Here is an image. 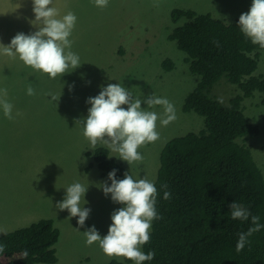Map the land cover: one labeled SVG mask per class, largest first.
I'll return each instance as SVG.
<instances>
[{"label":"rangeland","instance_id":"obj_1","mask_svg":"<svg viewBox=\"0 0 264 264\" xmlns=\"http://www.w3.org/2000/svg\"><path fill=\"white\" fill-rule=\"evenodd\" d=\"M251 5L252 0H109L106 8H99L94 0H53L50 6L58 10V18L69 11L77 16L69 39L81 66L70 68L69 72H73L61 79L49 78L26 66L18 56H7L0 48V89H7L6 99L13 105L15 117L7 119L0 106V160L5 159L0 161L4 163L0 166V235L39 220H50L59 232L54 245L56 264L125 262L124 257L106 256L98 242L87 245L82 234L95 226L103 238L112 224V213L124 207L114 203L111 195L105 196L100 186L106 180L91 156H86L94 149L77 121L88 116L91 105L87 100L97 96L101 86L120 83L134 98L146 99L154 94L174 104L177 118L167 126L158 119L160 139L138 149L142 162L129 165L107 145L97 144L107 148L110 157L134 179L154 182L163 147L174 138L197 134L205 128L201 116L182 111L200 77L189 71L187 55L167 38L177 26L172 22V11L191 10L232 24ZM34 20L32 0H0V44L9 45L17 33L37 31L39 25L33 24ZM168 59L172 67L166 71L162 62ZM255 75L264 77V51L260 52ZM29 83L36 90L34 96L26 94ZM238 93L222 78L209 95L226 105ZM141 107L166 118L163 106L147 108L142 103ZM241 108L249 124L261 125L264 106L260 95L248 97ZM238 142L250 150L264 178V135ZM76 182L88 187L84 207L90 213L84 227L78 225V217L70 218L67 210L57 207L64 200L66 189ZM11 194H15L14 199L9 197Z\"/></svg>","mask_w":264,"mask_h":264},{"label":"trees","instance_id":"obj_2","mask_svg":"<svg viewBox=\"0 0 264 264\" xmlns=\"http://www.w3.org/2000/svg\"><path fill=\"white\" fill-rule=\"evenodd\" d=\"M171 19L177 26L167 38L187 55L189 71L200 77L182 111L201 116L205 128L174 138L160 153L154 184L162 218L152 222L150 242L142 246L145 254L155 253L154 259L143 264H264V228L248 237L250 243L238 252V234L253 225L251 217L233 220L229 208L234 201L240 203L264 224L263 174L250 150L238 142L264 135V116L261 125H251L241 108L255 94L264 106V77L255 75L264 48L243 35L239 19L226 24L209 14L182 9L173 10ZM162 67L169 70L172 61H163ZM222 78L239 92L226 105L209 95ZM88 155L108 186L113 169L117 180L130 174L107 148L96 146ZM165 191L171 193L170 199H164ZM58 237L50 220L1 234L2 264H56ZM124 261L106 264L131 262Z\"/></svg>","mask_w":264,"mask_h":264},{"label":"clouds","instance_id":"obj_3","mask_svg":"<svg viewBox=\"0 0 264 264\" xmlns=\"http://www.w3.org/2000/svg\"><path fill=\"white\" fill-rule=\"evenodd\" d=\"M32 4L35 15L32 23L39 25L38 30L27 35L17 33L9 45L0 44V48L7 56H18L26 66L47 74L49 78L61 79L63 75L73 72H69L70 68L75 70L81 66L79 55L71 51L73 42L69 39L77 16L69 11L62 18H58V10L50 6L53 0H32ZM94 4L99 8H106L109 0H94ZM239 27L252 44L264 48V0H252L250 10L240 15ZM26 94L36 95L31 83ZM6 97L7 89H0V106L3 107L5 117L13 120V105ZM52 100L56 101V97L53 96ZM87 103L91 107L86 120L77 121L83 125V135L93 149L98 143L107 145L112 151L119 153V158L129 165L142 162L143 156L138 151L141 146L160 139L157 131L158 119L163 126H167L177 118L175 106L167 98L156 97L154 94L146 99L134 98L130 90L120 83L101 86L99 94L90 97ZM142 103H146L147 108L163 106L166 118H160L155 111L142 109ZM19 115L17 112L16 116ZM108 179L111 186L107 183L101 185L102 191L105 196L111 195L114 203L124 207L112 213V224L103 238L95 226L83 232L86 244L91 246L98 242L106 256L124 257L135 264L153 260L155 253L149 251L145 254L142 246L150 242L152 222L162 218L157 212L158 192L154 182L147 178L134 179L128 173H125L124 179L117 180L115 169L108 174ZM87 190L88 187L81 183H73L66 189L64 200L57 204L61 211L67 210L70 213V218L78 217L77 223L80 227H84L90 213V209L84 207L87 203L84 199ZM170 197L171 193L165 191L164 199ZM229 208L233 220L248 221L251 217L253 225L246 233L238 234L236 250L239 252L250 243L248 237L264 228V224L260 223L259 216L252 215L240 203L234 201ZM4 250V246L0 245V252Z\"/></svg>","mask_w":264,"mask_h":264},{"label":"crops","instance_id":"obj_4","mask_svg":"<svg viewBox=\"0 0 264 264\" xmlns=\"http://www.w3.org/2000/svg\"><path fill=\"white\" fill-rule=\"evenodd\" d=\"M5 159H1L0 161H4ZM4 163L3 162H0V166H2ZM9 197L11 198V199H14V197H15V194H11V195H9ZM14 202V201H13ZM4 234V233H3Z\"/></svg>","mask_w":264,"mask_h":264}]
</instances>
